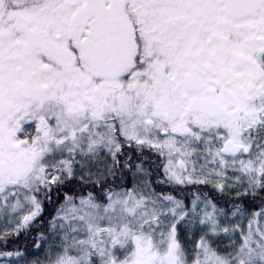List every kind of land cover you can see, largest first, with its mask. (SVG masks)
Masks as SVG:
<instances>
[{"label": "snow or ice", "instance_id": "6c2138e0", "mask_svg": "<svg viewBox=\"0 0 264 264\" xmlns=\"http://www.w3.org/2000/svg\"><path fill=\"white\" fill-rule=\"evenodd\" d=\"M0 264H264V0H0Z\"/></svg>", "mask_w": 264, "mask_h": 264}, {"label": "flooded vegetation", "instance_id": "af4514ba", "mask_svg": "<svg viewBox=\"0 0 264 264\" xmlns=\"http://www.w3.org/2000/svg\"><path fill=\"white\" fill-rule=\"evenodd\" d=\"M54 212V207L53 205L45 204L44 206V219L43 221L37 220V222L33 226L32 230V236H20L19 239L15 242L17 244H20L23 246V248L27 249L26 255L27 256H38L40 258H43L44 256V251L36 249L34 245L31 243V239L33 236L37 235L38 232L36 231L37 229L39 230H44L47 227V220L51 218V214Z\"/></svg>", "mask_w": 264, "mask_h": 264}, {"label": "rangeland", "instance_id": "374dc122", "mask_svg": "<svg viewBox=\"0 0 264 264\" xmlns=\"http://www.w3.org/2000/svg\"><path fill=\"white\" fill-rule=\"evenodd\" d=\"M28 257V260L29 261H32V260H36V259H41L40 257H38V256H36V255H34V256H27Z\"/></svg>", "mask_w": 264, "mask_h": 264}]
</instances>
